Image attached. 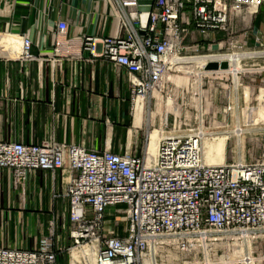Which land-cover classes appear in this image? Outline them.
Wrapping results in <instances>:
<instances>
[{"label": "built area", "instance_id": "built-area-1", "mask_svg": "<svg viewBox=\"0 0 264 264\" xmlns=\"http://www.w3.org/2000/svg\"><path fill=\"white\" fill-rule=\"evenodd\" d=\"M115 1L123 36L86 37L82 45L93 57L129 72L134 103L152 92H163L166 76L179 72L169 59L187 51L190 28L202 34L224 33L226 51L246 49L236 37L231 19L241 16L249 21L264 2L154 0L141 35L138 0ZM57 28L63 34L67 26L60 22ZM256 45L264 58L259 38ZM30 47V40L23 38L21 60L35 59ZM229 70L230 64L223 74L212 73L221 81L230 77L235 84L234 104L228 95L226 113H232L234 122L240 124L244 112L239 105L245 96L238 92L245 88V71L234 76ZM254 101L256 106L249 114L262 113L258 115L259 130L264 135V93L260 88ZM175 129L160 138L151 160L147 152L137 157L110 150L92 153L56 142L0 141V170H11L17 183L37 170L71 173L63 192L69 223L65 250L72 254L88 248L94 264H264V251L257 254V245L264 241V155L251 163L207 165L201 148L204 134L198 129ZM118 206L124 208L116 209ZM59 251L52 232L33 250L0 247V264H57ZM88 261L86 256L83 264Z\"/></svg>", "mask_w": 264, "mask_h": 264}, {"label": "crops", "instance_id": "crops-1", "mask_svg": "<svg viewBox=\"0 0 264 264\" xmlns=\"http://www.w3.org/2000/svg\"><path fill=\"white\" fill-rule=\"evenodd\" d=\"M117 11L115 0H0V41L5 39L0 42L1 142H56L92 153L110 150L143 157L148 150L154 155L155 133L146 150L130 142L148 115L144 100H131L129 72L93 57L82 45L86 37H122ZM60 22L67 26L63 34L58 33ZM231 25L246 49L256 48L257 38L264 44V2L249 21L233 17ZM23 38L30 40L34 60L20 59ZM188 39H193L194 52H218L225 49L227 36L190 28L185 43ZM181 81L168 74L164 84L181 88ZM260 83L264 91V80ZM218 85L235 87L232 82ZM190 88L193 102V82ZM157 96L152 92L148 101L161 100ZM228 117L224 121L234 122V115ZM70 175L67 170H37L17 183L11 170H0V247L33 250L53 232L60 249L57 264H72L73 253L65 250L69 223L63 197Z\"/></svg>", "mask_w": 264, "mask_h": 264}, {"label": "rangeland", "instance_id": "rangeland-1", "mask_svg": "<svg viewBox=\"0 0 264 264\" xmlns=\"http://www.w3.org/2000/svg\"><path fill=\"white\" fill-rule=\"evenodd\" d=\"M185 46L188 48L187 51L178 56V58L182 60L190 59L192 61L182 65L181 71L169 73L170 75L182 79L181 84H177V86H181L182 89L179 87L176 88L169 83L168 85L164 84L163 92L158 93L157 91V97H161V100L148 101V98L144 99V116L148 115L149 117H146L147 121L143 123L141 130H139L138 133H133L130 141L132 142V146L136 144L138 148L142 149L144 147L146 150L148 136L151 131L152 134L155 133L157 135V132L154 131L160 130V132L163 131L165 135H168L173 132V127L180 132L198 129L204 136L208 135L212 138L225 137L223 164H232L233 162L251 163L261 158L264 155V135L263 132L259 130L258 115L262 116V113L259 111L258 115L255 116L249 114V109L256 106L254 98L258 95V89L263 87L260 82L264 80V58H262V54L258 52L259 49L252 48L240 51L237 49L231 51L223 49L218 52H194L193 39H188ZM233 53L244 55V58L238 63L239 72L245 71V73H243L245 74L243 77V86L245 88L244 90L240 89L238 92L240 97L243 98V95L245 96L244 102L240 101L239 105V109L244 112V121L240 124L231 122L230 120L224 121L223 119L225 116L228 117L232 114L226 113L229 101L228 95L231 96V102L234 104L236 93L234 89L223 87L218 84H229L231 78L229 77L228 81H221L219 79L213 80V77L215 78L216 75L206 74L205 72L208 71L204 70L202 62L193 60V58L197 57L198 59L205 56H216L217 58L218 56L222 57L224 54ZM191 81L193 82V102L189 99ZM212 82L214 83L213 86L211 85ZM207 90H209V92H207ZM263 93L264 91L262 88L261 94ZM159 105L160 110H158ZM140 112L141 110L135 113V118L136 115H140ZM170 113L176 116V121ZM152 114L154 115L151 116ZM123 208V206H118L116 209ZM113 210L115 209H112V211ZM113 220L112 218V221ZM262 246L264 247V241L257 245L260 249L257 254H261L264 251Z\"/></svg>", "mask_w": 264, "mask_h": 264}, {"label": "bare ground", "instance_id": "bare-ground-1", "mask_svg": "<svg viewBox=\"0 0 264 264\" xmlns=\"http://www.w3.org/2000/svg\"><path fill=\"white\" fill-rule=\"evenodd\" d=\"M0 42L1 43L5 42V39H3ZM243 58H244V55L237 53V54H232V55H229V56H222V57L218 56L217 58H211V59H205L203 57L198 59V57H197V58H193V60L202 62V67H204L205 64H207L206 62L209 61V60H213V61H223V60H225V61L229 62V64H230V70L227 73H231L232 75L235 76L236 73L239 72L238 63ZM190 61H192V60H190V59L189 60H182L181 58H177V57H173V58L169 59V62L171 63L173 68L175 70H178V71L182 70V65H185V63H188ZM205 73L208 74V75L213 74L212 72H209V71L205 72ZM223 73L224 72H222V71L216 72V74H219V75L223 74ZM155 94H158V93L155 92ZM138 100L143 102L144 99L143 98H138L136 101H138ZM151 134H152V132L148 136L149 137V142H150ZM164 135H165V133H162V132L157 134L158 139H157V142L155 144V153H156V149H157V144H158L160 138L162 136H164ZM224 143H225V137H214V138H212V137H210L208 135L203 136L202 151H203V156H204L203 158H204L205 164H207V165H222L223 164V160H224V157H223ZM146 152H147L148 160H151L155 156V153H154L153 156H151V155H149L148 150ZM86 256L89 257V261H88L87 264H94V257L92 255L90 249H88V248H85V249H83L80 252H76V251L73 252V254H72L73 262H72V264H83V259ZM145 264H150V263L146 262Z\"/></svg>", "mask_w": 264, "mask_h": 264}, {"label": "water", "instance_id": "water-1", "mask_svg": "<svg viewBox=\"0 0 264 264\" xmlns=\"http://www.w3.org/2000/svg\"><path fill=\"white\" fill-rule=\"evenodd\" d=\"M154 0H138V12L140 13V27L141 31L140 34H144V30L147 28L149 13L152 9ZM229 68V64L227 61H213L206 64L204 67L205 71L209 72H218V71H225Z\"/></svg>", "mask_w": 264, "mask_h": 264}]
</instances>
